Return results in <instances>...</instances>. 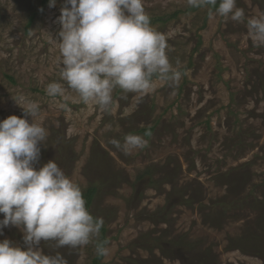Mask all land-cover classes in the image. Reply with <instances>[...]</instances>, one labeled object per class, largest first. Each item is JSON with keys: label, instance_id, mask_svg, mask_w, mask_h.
Here are the masks:
<instances>
[{"label": "rangeland", "instance_id": "obj_1", "mask_svg": "<svg viewBox=\"0 0 264 264\" xmlns=\"http://www.w3.org/2000/svg\"><path fill=\"white\" fill-rule=\"evenodd\" d=\"M236 3L246 20L264 16V0ZM62 6L0 0V120L24 115L21 97L38 103L32 120L48 136L34 166L55 160L83 197L94 186L87 208L103 220L88 245L42 241L44 252L93 264L104 240L100 264H264V47L253 44L246 20L225 21L186 0H143L181 79L153 77L155 91L139 102L117 88L102 111L60 77ZM52 82L63 96L46 94ZM128 134L145 146L125 154L110 143ZM5 238L23 246L15 226Z\"/></svg>", "mask_w": 264, "mask_h": 264}, {"label": "clouds", "instance_id": "obj_2", "mask_svg": "<svg viewBox=\"0 0 264 264\" xmlns=\"http://www.w3.org/2000/svg\"><path fill=\"white\" fill-rule=\"evenodd\" d=\"M186 3L193 8L211 6L225 21L246 20L236 0ZM55 4L56 0H49V7ZM57 19L60 77L85 104L109 111L117 88L137 94L139 102L155 91L153 77L172 84L181 79V71L167 55L166 37L152 26L143 0H64ZM246 26L253 44L264 47V16L247 19ZM64 92L58 82L46 87L49 97ZM20 99L16 103L24 115L0 120V235L4 228L15 226L22 232L23 246L0 240V264H68L59 252L45 253L41 242H54L56 248L86 246L99 235L103 220L89 212L80 185L55 160L34 166L48 132L32 120L39 104ZM110 143L131 154L146 141L128 134L123 143L115 139ZM96 252L106 255L107 248L97 244Z\"/></svg>", "mask_w": 264, "mask_h": 264}, {"label": "trees", "instance_id": "obj_3", "mask_svg": "<svg viewBox=\"0 0 264 264\" xmlns=\"http://www.w3.org/2000/svg\"><path fill=\"white\" fill-rule=\"evenodd\" d=\"M211 7V6H210ZM211 8H213V7H211ZM152 20H154L153 18H151V21ZM152 130V127H148V128H143L142 129V131L144 132V133H146V134H148V133H150V131ZM95 190H96V188L94 187V186H89L87 189H86V191L84 192V197H85V201H86V207L89 205V203H90V201H91V198H92V195L94 194V192H95ZM100 231H104V228H103V226H102V228L100 229ZM103 238V237H102ZM98 244H102V245H104V240H100L99 242H98ZM99 258H101V256L100 255H97L96 257H95V259H94V262H93V264H100V263H98L97 261L99 260Z\"/></svg>", "mask_w": 264, "mask_h": 264}]
</instances>
